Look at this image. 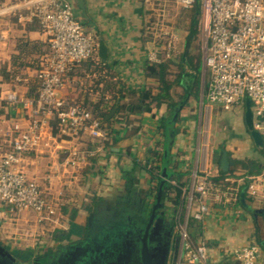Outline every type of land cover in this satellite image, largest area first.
Wrapping results in <instances>:
<instances>
[{
	"label": "crops",
	"instance_id": "crops-1",
	"mask_svg": "<svg viewBox=\"0 0 264 264\" xmlns=\"http://www.w3.org/2000/svg\"><path fill=\"white\" fill-rule=\"evenodd\" d=\"M20 1L22 0H1L0 9ZM84 4L86 13L82 15L73 2L81 21L88 23L84 27L85 30L90 29L98 42L102 40L105 43L106 60L102 61L98 57L99 61L108 67L105 72L112 73L114 75L112 80H119L129 90L156 87L157 83L145 75L148 48L147 14L150 10L146 9L144 1L84 0ZM48 54L47 35L28 17V11L0 14V96L4 97L8 92L17 91L23 97H35L38 83L36 74ZM175 78L174 75L169 77L171 81ZM86 93L92 95L94 100L102 94L109 98V92L103 90V82L97 81L96 76L88 74L82 76L77 73L67 79L60 95L68 103H78ZM180 94L182 91L179 87L171 90L173 103L179 102ZM201 94L200 91L197 98H188L181 108L178 106L170 108L167 103H161L153 106L149 112L131 114L124 119L114 120L111 125L112 132L108 134L102 150L89 157L87 163L80 168H57V164L66 155L63 151L75 145L94 150L97 141H91L88 136H83L78 141L61 139L60 148L63 150L59 151V158L50 151L31 153L24 158L23 167L28 176L40 184L46 199L55 207V211L58 209L64 211L65 216L61 215V218H66L68 225L73 211H76L75 223L83 225L81 210L92 213L88 220L93 223L97 218L96 209L108 201L126 205L133 197L134 203L151 206L154 204L160 182L164 180L165 171L167 174L165 185L169 186V182L173 180L180 186L181 204L175 206L172 200L173 193L161 200L166 208L170 207L172 208L170 211L175 212L177 222L183 221L189 215L190 223L191 213L195 207L187 213V200L183 198L182 191L189 192L195 183L200 182L204 172L209 175L214 187L224 190L229 185V182H226L228 178L252 175L250 171L260 169L258 172L260 173L264 170L262 157L255 159L252 166L247 167L242 159L234 156L232 158L229 153V149L238 147L239 150L253 155L255 144L246 123L244 129H241V142L237 138L235 140L210 137L214 109L205 93L203 96ZM238 105L239 103L233 109L238 108ZM202 106L211 109L208 127L201 121ZM217 111H222V108L218 106ZM27 119L26 112L21 106L10 107L5 102L1 103V147L7 146L5 142L9 139L12 123L19 122L25 126ZM223 151L227 152L229 168L235 170L217 182ZM151 169L157 178H152L149 173ZM203 203L208 206L209 212L201 221H197L202 226V234L196 240L203 239L207 243L212 262L231 263L232 251L246 246L240 240H243L247 228L250 237H257L258 241L259 228L256 227L258 226L256 219L259 218V213L264 211V204L253 203L244 196L235 202L219 203L210 194L203 197ZM173 206L178 208V216ZM5 215L7 214L4 207L0 205V221ZM30 219L22 218L21 221L30 223V220L34 225H43L46 220L49 222L40 228L34 226L31 237H35L31 240L21 234L13 235L14 240L21 242L27 249L35 248L34 245L47 240L54 232L53 226L58 225L57 219L36 215ZM4 229L0 224V234L5 233ZM63 230L62 233L67 232L66 228ZM78 238L76 235L70 237L71 240ZM53 240L56 238L53 237ZM259 249L260 262L264 264V251L260 247Z\"/></svg>",
	"mask_w": 264,
	"mask_h": 264
},
{
	"label": "built area",
	"instance_id": "built-area-1",
	"mask_svg": "<svg viewBox=\"0 0 264 264\" xmlns=\"http://www.w3.org/2000/svg\"><path fill=\"white\" fill-rule=\"evenodd\" d=\"M143 1L151 7L156 1L166 3L167 0ZM173 1L182 10L190 9L195 3V0ZM24 10L47 35L49 54L36 74L35 97H23L17 91L0 96V105L5 102L10 107L21 106L28 117L25 126L12 123L6 148L0 146V205L6 214L31 210L52 215L55 207L46 199L37 180L28 176L23 167L24 158L43 151H50L59 158L63 138L78 141L88 136L91 141H97L94 150L75 145L63 151L66 155L57 168L75 169L84 166L89 157L102 150L107 131L90 111L77 103L66 102L60 95L70 72L98 55V42L76 19L73 3L69 0H22L2 7L0 14ZM201 10L203 69L208 73L207 100L230 111L247 97L254 105L252 129L262 137L264 150V0H201ZM161 18L146 28L149 64H159L176 54L177 38L165 29V21ZM53 118L57 122L56 134L51 124ZM226 182L229 185L219 190L204 172L200 182L189 192L182 191L187 200V213L195 207L192 219L201 221L209 212L203 203L206 194L219 203L235 202L244 196L253 203L264 204V170L228 178ZM169 183L178 186L176 181ZM188 217L177 222L178 245L168 264H261L256 244L232 251L231 263L212 262L207 243L191 237Z\"/></svg>",
	"mask_w": 264,
	"mask_h": 264
},
{
	"label": "trees",
	"instance_id": "trees-1",
	"mask_svg": "<svg viewBox=\"0 0 264 264\" xmlns=\"http://www.w3.org/2000/svg\"><path fill=\"white\" fill-rule=\"evenodd\" d=\"M69 1L73 3L71 0ZM182 13L185 19L187 20L186 25L184 27L186 35L184 38L183 51L177 63L176 61H173L172 58H169L159 64H149L147 62V66L145 68V75L147 78L153 79L157 83L156 87H147L138 91L127 89L119 80H112L114 79V75L112 73L105 72V69L108 70V67L107 65H103L99 61L98 55H96L93 59H89L85 62L80 63L70 72L69 77L75 75L76 73L82 76H85L87 74L96 76L97 81L103 82V90L109 92L108 99L106 98L105 94H102L96 100L93 99L92 95L86 93L83 98L77 103L78 105L90 111L92 116L100 122L101 127L107 131V134H111V125L114 120L124 119L127 115L131 114L140 115L149 112L151 111V108L153 106L160 105L161 103H167L170 108H175L177 106L181 108L186 104V100L188 98L198 97L202 87L200 80L202 72V60L201 55H195L192 52V49L194 47V44L199 43V41L201 40V0H195L194 5L188 10H183ZM33 21L40 28L37 21ZM79 22L83 25V27H86L88 25V23L85 21ZM173 66H176L179 72L176 75V78L171 81L169 77L173 75ZM106 77H109L110 80L108 78L106 79ZM174 87H179L182 91V94H180L179 96L178 103H173L172 101L171 90ZM113 109L116 110L115 115L106 120V117L110 115ZM51 124L53 127V134H56L57 122L54 118L52 119ZM63 140L65 139L63 138ZM256 167L257 166H255V168ZM234 170V168H229L226 173L220 171V177L217 182L220 181V179L222 178H226L228 173H231ZM259 171L260 169L250 171V174L258 173ZM149 173L151 174L153 179L157 178L156 174L154 173V170H149ZM171 193L174 194L172 200L175 206H179V204H181L180 186L178 185L177 187H173L171 185H165L163 187L162 199L166 198ZM133 200V197H131V202L125 205V211L122 217H125V214L133 216L136 213L137 205L136 203H134ZM253 214H256V212H253ZM75 215L76 211H73L70 215L69 230L64 233L65 239L70 238L72 235L82 237L91 232V228L89 225L82 227L81 225L75 223ZM258 216L264 222V211L259 213ZM189 222L190 235L193 239H196L202 234V226L194 219H190ZM256 227L258 228L257 225ZM262 242H264V240H258L257 245L261 248L262 251H264ZM54 253L56 252L48 250L44 253L43 256H45V259H47L49 255L54 256ZM14 254V257L17 258V260L25 263L30 262L33 259L41 258L34 257L33 259H31V253L29 254L27 251L25 253L21 249H15Z\"/></svg>",
	"mask_w": 264,
	"mask_h": 264
},
{
	"label": "rangeland",
	"instance_id": "rangeland-1",
	"mask_svg": "<svg viewBox=\"0 0 264 264\" xmlns=\"http://www.w3.org/2000/svg\"><path fill=\"white\" fill-rule=\"evenodd\" d=\"M147 10H151V12L149 14H147V25H151L153 22L158 21L161 17H163V21H165L164 25H165V29H167L168 31H171L172 33L175 34L176 38H177V49H176V54L173 55L171 58L173 59V61H178L182 51H183V45H184V38H185V25H186V19L183 15V10L181 8H179L173 0H167L166 3L164 2H155L153 3V5L151 7L146 8ZM182 13V14H181ZM74 14L77 20L81 21V17L78 14V10H76V8H74ZM165 16V18H164ZM162 19V18H161ZM90 34H92V31L90 29L87 30ZM192 52L195 55H201V60H202V72H201V95L203 96V93H205V86L207 83V79H208V73L205 69H203V59H204V49H203V43H202V38L199 41V43H195L194 47L192 49ZM172 71H173V75L176 76L178 74V68L176 66L172 67ZM247 106L250 107L251 112L254 111V105L251 103V101L247 98L244 97L239 101V105L238 108L236 109H232L231 111H224L222 109V111L218 112V105H213V109H214V114L212 113V116L210 114L211 109L210 108H205V106H202L201 108V121L202 123H206L207 127L209 125V120H210V116H211V128L209 130V134L210 137L212 139H219V138H237L239 142L242 141L241 139V129H244V123H245V112L247 109ZM220 107V106H219ZM218 112V113H217ZM246 125V124H245ZM236 140V139H235ZM254 146V153L252 155V153H248V152H243L242 150H239L238 147H233L231 148V150L229 149V153L231 155V157H237V159H242V161L244 162V164L248 166H252V161H255V159L262 157L264 158V150L260 149L259 147ZM222 149H225V147H222ZM240 151V152H237ZM239 154V155H238ZM252 155V156H251ZM255 163V162H254ZM254 166V165H253ZM46 197V195H45ZM109 202V201H108ZM106 202L104 204H100L99 209H96V213L95 215L97 216H103V217H107L110 216V218L112 220H114V218L118 217L119 214H121V217L118 221H124L122 219H125L122 217L123 213V207L125 206L122 203H117L114 201L111 202ZM166 208L169 211L172 208ZM173 209L177 210V216H178V208L173 206ZM81 215V222L83 223V225H81L82 227H85L88 225L89 220L88 217L90 216V214H92L90 211H84L81 210L80 211ZM34 215L36 216H43L46 217L48 219H57L58 221V225H54L56 226L52 229H54L53 234H51L49 237H47V240L45 241H41L40 244H36L34 245L35 248H26L25 245H23L21 242H19L18 240H14L13 235L16 234H21L23 236H28L29 239L31 240L33 237H31V232L34 230V226L40 228L43 225H46L47 221L49 222V220L44 221L43 225L42 224H37L34 225L32 221H30ZM61 215H64V211H62V209H58L56 211H54V213L52 215H49L48 212H42L41 214L33 212L31 210H23V211H19L16 212L14 214H7L4 217H2V220L0 221V224L3 226L4 229V234H0V243H2L9 251L10 253L14 256V251L15 249H21L23 250V252L26 253V251L30 254L33 259L34 257L38 258L41 257L40 260L44 261L45 256L44 253L47 252L48 250H51L52 252H56L58 250H60L62 247L70 245L75 243L77 240H71L70 238H64V233H62V231H64L63 229L66 228L67 231L69 230V225L67 222L66 218H61ZM127 214H125L126 216ZM65 216V215H64ZM22 218H28L30 219L29 222L30 223H24L21 221ZM177 218V217H176ZM177 220V219H176ZM256 220L258 223V228H259V232H258V240L263 241L264 240V222L263 220L259 217ZM199 223V222H198ZM36 230V229H35ZM255 234V233H254ZM56 238V240H53V237ZM60 235V236H59ZM254 236V235H253ZM63 237V238H61ZM250 231L249 228H247L244 231L243 234V240H240L242 243L248 245V244H257V237H250ZM58 239H60V241H57ZM50 256V255H49ZM170 262V261H169Z\"/></svg>",
	"mask_w": 264,
	"mask_h": 264
},
{
	"label": "flooded vegetation",
	"instance_id": "flooded-vegetation-1",
	"mask_svg": "<svg viewBox=\"0 0 264 264\" xmlns=\"http://www.w3.org/2000/svg\"><path fill=\"white\" fill-rule=\"evenodd\" d=\"M160 204L152 220L154 204L148 206L143 203L136 204V213L133 216L126 215L124 221H118L121 214L114 220L110 216H98L93 223H88L91 228L89 234L62 247L44 261L33 259L27 263L21 262L0 244L11 255L9 258L0 253V264H142L140 249L147 228L149 256L157 262L166 252L168 264L178 245L177 218L175 212L166 209L162 200Z\"/></svg>",
	"mask_w": 264,
	"mask_h": 264
},
{
	"label": "water",
	"instance_id": "water-1",
	"mask_svg": "<svg viewBox=\"0 0 264 264\" xmlns=\"http://www.w3.org/2000/svg\"><path fill=\"white\" fill-rule=\"evenodd\" d=\"M74 2L75 7L78 8V10L80 11V13L82 15H85V4H84V0H72ZM97 53H98V57L102 60L105 61L106 57H107V48L105 46V43L100 40L98 42V47H97ZM115 114V110L112 111V113L106 117V120H108L109 118H111L113 115ZM245 123L247 128L250 130V136L253 140V143L259 147L262 148V137L252 129V112L249 106H247V109L245 111ZM220 170L224 173H226L229 170V162H228V157H227V152L223 151L222 152V157H221V163H220ZM163 176H164V180L160 182L159 185V189L158 192L156 194L155 197V201H154V205H153V210H152V215H151V219L152 220L155 217V212L157 209H159L161 207V199H162V193H163V187L165 186V179L167 178V174L164 171L163 172ZM148 228L145 231L144 237L142 239V246L140 249V259L142 264H166V252H164L163 256L161 257V259L157 262H155L154 260H152V258L149 256V249L147 246V237H148ZM262 246L264 247V242H262ZM0 253L1 254H5L7 255L9 258H11V255L6 252L5 248L3 246L0 245Z\"/></svg>",
	"mask_w": 264,
	"mask_h": 264
}]
</instances>
